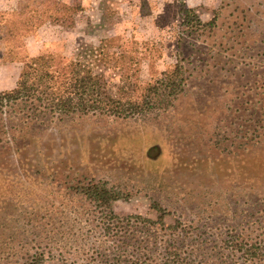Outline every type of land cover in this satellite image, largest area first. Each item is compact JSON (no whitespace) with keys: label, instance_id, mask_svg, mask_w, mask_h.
<instances>
[{"label":"rangeland","instance_id":"374dc122","mask_svg":"<svg viewBox=\"0 0 264 264\" xmlns=\"http://www.w3.org/2000/svg\"><path fill=\"white\" fill-rule=\"evenodd\" d=\"M16 2L0 0V10ZM82 3L74 27L45 23L28 36V54H81L113 85L119 72L103 67L97 47L112 37V51H142L139 79L154 84L155 107L128 120L75 115L30 138L1 114L0 254H76L101 211L81 185L103 179L125 194L115 213L156 218L157 203L171 212L166 223L205 231L186 238L191 254L227 264L217 243L264 220V0ZM175 65L181 78L160 85ZM21 68L0 57V92L15 87Z\"/></svg>","mask_w":264,"mask_h":264},{"label":"trees","instance_id":"16d2710c","mask_svg":"<svg viewBox=\"0 0 264 264\" xmlns=\"http://www.w3.org/2000/svg\"><path fill=\"white\" fill-rule=\"evenodd\" d=\"M83 9L82 0H17L15 9L0 10V57L5 62L22 63L15 87L0 92V115L13 119L11 129L19 128L25 138H30L29 131L44 130L75 115L128 120L145 116L155 107L154 98H150L154 84L142 85L139 79L142 51H112V37L97 47L103 67H116L119 72L118 83L113 85L81 54L66 61L57 53L28 54L26 38L39 26L48 23L72 28ZM180 71L179 65L165 71L160 85L172 86L181 78ZM12 139L17 141L14 136ZM80 192L83 200L101 211L97 228L84 227L80 245L74 248L76 254H0V264H42L47 259L64 264H204L205 257L199 258L202 254H191L195 246L187 244L186 238L205 231L180 219L166 223L171 212L161 205L153 204L156 218L121 216L112 210V202L125 194L106 180L91 179L81 185ZM92 212H87L88 216ZM244 229L237 239L224 238L217 243L228 251L221 256L228 257L227 264H264V220ZM95 232L106 239H93Z\"/></svg>","mask_w":264,"mask_h":264}]
</instances>
